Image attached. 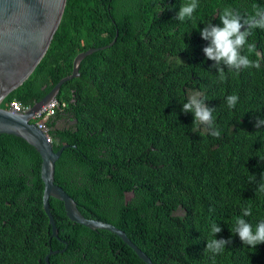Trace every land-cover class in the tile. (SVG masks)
Instances as JSON below:
<instances>
[{"label": "trees", "instance_id": "obj_1", "mask_svg": "<svg viewBox=\"0 0 264 264\" xmlns=\"http://www.w3.org/2000/svg\"><path fill=\"white\" fill-rule=\"evenodd\" d=\"M183 2L65 0L44 54L0 106L12 98L32 104L70 72L76 52L95 47L59 85V106L44 120L52 149L66 144L53 181L83 216L121 228L152 264H264V243L252 249L230 232L246 207L253 229L264 220V124L255 127L264 119V30L248 38L254 52L241 50L260 68L239 72L208 59L210 41L200 35L208 22L222 27L223 8L244 15L264 0H199L193 18L180 22ZM193 91L213 108L219 138L203 125L194 130L193 113L181 111ZM229 95L239 98L234 108ZM39 165L30 143L0 132V264H45L48 248H63L48 255L50 264H145L111 231L68 219L52 196L57 234L49 236ZM214 223L221 231L213 237ZM213 238L231 242L213 254L205 249Z\"/></svg>", "mask_w": 264, "mask_h": 264}, {"label": "water", "instance_id": "obj_2", "mask_svg": "<svg viewBox=\"0 0 264 264\" xmlns=\"http://www.w3.org/2000/svg\"><path fill=\"white\" fill-rule=\"evenodd\" d=\"M64 4L65 0H0V103L8 91L27 77L44 54L61 18ZM111 41L99 47L109 45ZM94 49L95 47L89 46L76 52L72 58L70 72L58 78L43 96L23 111L0 106V132L20 136L30 143L40 156L41 206L50 225L49 236L57 234L48 205V196H52L62 202L68 219L88 228H104L111 231L145 264H152L147 254L135 245L121 228L108 221L85 217L79 212L72 197L53 181L54 161L66 144L53 150L47 134L30 119L42 104L55 97L59 85L64 80L78 75L80 59ZM62 249L48 248L43 255L44 263L50 264L48 255Z\"/></svg>", "mask_w": 264, "mask_h": 264}, {"label": "clouds", "instance_id": "obj_3", "mask_svg": "<svg viewBox=\"0 0 264 264\" xmlns=\"http://www.w3.org/2000/svg\"><path fill=\"white\" fill-rule=\"evenodd\" d=\"M199 6V0H184L180 4L179 11L175 15V19L180 22L193 18L195 10ZM251 13L241 15L238 11H233L231 7H225L219 15L221 26H212L208 22L200 31V35L204 40L210 41L209 45L203 49L205 56L216 62V65L223 63L229 70L239 72L247 68H260L259 60H250L247 55H242L241 50L247 45L249 53L255 51V45L248 42V38L253 35L254 30H264V7H260L253 3ZM164 11L161 8L160 12ZM243 29V30H242ZM259 56V53H257ZM219 77L224 79V71L218 69ZM203 94L199 91H193L187 96V102L182 103V112L193 113L194 130L201 125L205 126L207 134L219 138L220 131L214 127L213 108L205 105ZM237 95H229L226 97V103L229 108H234L238 102ZM264 124V119L257 118L255 127L257 129ZM255 177L250 178L253 182ZM261 183L258 185V191L264 193V176H261ZM252 214L251 207L242 210V216L237 217L231 229V233L238 235L242 245H246L252 249L261 243H264V220H261L253 229L252 224L246 222L243 217ZM221 228L216 223L211 225V234L213 237L220 232ZM230 240H216L215 238L207 241L205 249L213 254L221 252Z\"/></svg>", "mask_w": 264, "mask_h": 264}, {"label": "built area", "instance_id": "obj_4", "mask_svg": "<svg viewBox=\"0 0 264 264\" xmlns=\"http://www.w3.org/2000/svg\"><path fill=\"white\" fill-rule=\"evenodd\" d=\"M63 104V102H61ZM8 106L12 110L23 111L29 105L28 104H21L15 98H12L8 101ZM59 106V102L55 97L47 101L46 103L42 104L41 107L35 111V113L31 116V120L36 124L37 127L42 129L47 134V127L44 123V120L49 116L52 115L55 109ZM48 140L50 141L49 136L47 135Z\"/></svg>", "mask_w": 264, "mask_h": 264}, {"label": "rangeland", "instance_id": "obj_5", "mask_svg": "<svg viewBox=\"0 0 264 264\" xmlns=\"http://www.w3.org/2000/svg\"><path fill=\"white\" fill-rule=\"evenodd\" d=\"M62 124H64V122H62L61 120H57L56 123H55V126H61ZM129 195H130V193L129 192H126L124 194V198L127 199ZM174 213L181 214L182 213V209L180 207H178V208H176L174 210Z\"/></svg>", "mask_w": 264, "mask_h": 264}]
</instances>
